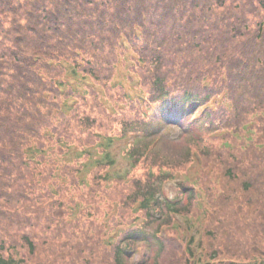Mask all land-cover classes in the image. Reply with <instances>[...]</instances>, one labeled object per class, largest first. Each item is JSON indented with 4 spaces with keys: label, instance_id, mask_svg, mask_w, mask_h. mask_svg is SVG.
Masks as SVG:
<instances>
[{
    "label": "trees",
    "instance_id": "16d2710c",
    "mask_svg": "<svg viewBox=\"0 0 264 264\" xmlns=\"http://www.w3.org/2000/svg\"><path fill=\"white\" fill-rule=\"evenodd\" d=\"M119 50L135 58L134 69L143 68L152 98L162 100L168 119L175 110L192 112L225 92L232 97L228 108L203 118L228 131L218 136L223 135L213 156L230 160L229 167L210 160L224 166L221 181L199 191L200 181L211 178L215 183L206 174L207 161L202 176L182 182L189 204L178 206L160 196L161 180L174 171L153 172L137 181L132 201L142 198L136 203L147 219L166 226L172 210L188 218L193 207L202 209L196 219H209L205 232L210 242L204 264H238L218 259L226 252L264 264V0H0V212L17 214L16 232L33 258L37 247L31 216L37 206L28 204L27 196L48 188L46 180L33 181V176H52L51 170L34 165L48 156L46 142L53 138L51 127L61 113L56 97L63 73L108 79ZM85 65L90 67L81 71ZM202 149L206 155L214 151L210 144ZM146 151L141 145L128 153L134 162L147 157L154 165L170 164L163 154ZM192 159L190 150L179 165ZM102 160L114 162L108 152ZM145 232L135 227L113 240L110 263L128 264L124 258L135 252ZM4 234L0 219V264H29L18 256L24 255L20 251L4 253ZM155 237V264H164L165 258L193 264L189 259L195 260L198 241L191 238L185 255L174 234ZM91 255L87 249L86 258ZM63 261L77 263L75 258Z\"/></svg>",
    "mask_w": 264,
    "mask_h": 264
},
{
    "label": "rangeland",
    "instance_id": "374dc122",
    "mask_svg": "<svg viewBox=\"0 0 264 264\" xmlns=\"http://www.w3.org/2000/svg\"><path fill=\"white\" fill-rule=\"evenodd\" d=\"M131 62L132 65L135 63L134 60ZM119 65L122 67L119 70L114 67L108 79L88 77L85 81L79 77L72 79L70 72L63 73L59 85L64 84L66 91L58 92L56 97L58 107L63 112L57 113L54 118L51 127L54 135L46 142L48 156L43 163L34 165L37 170H51L52 176H33V181L46 180L48 188L33 194L30 192L31 195L27 196L31 201L27 200L28 204L37 206V214L31 216L36 254L33 258L30 256L27 242H23L20 233L16 232L17 214L14 211H1L4 238H8L4 252L6 255L14 250L20 251L24 255L18 256H24L29 264H69V261H63L68 258L77 259L76 264H111L112 240L135 227H144L147 237H141L136 243L135 252L124 259L128 264H155L159 249L155 234L159 222L147 219L148 214L142 205L137 206L136 202H141L142 198L132 201L137 181L153 176V172L156 174L154 176L164 171H174L177 176L200 175V168L193 159L179 165L186 161L189 151L195 147L200 149L205 161L213 167L212 172L224 171V166H219L222 164L229 167L230 160H216L213 156L218 152L217 146L221 144L223 135L215 138L218 131L208 120L194 121L191 114H177L176 120H173L174 125L162 123L159 130L155 129L158 122L149 123V119L155 116L154 108L146 109L150 101L140 99L144 102L141 104L136 92L152 98L149 82H129L133 67L125 62ZM86 67L90 65L80 70ZM136 68L144 74L143 68ZM126 69L129 71L128 77ZM68 88L75 91L69 97ZM76 94L82 99L76 98ZM231 99L230 93L220 99L224 108L231 105ZM220 128L228 132L224 126ZM205 144L211 145L214 150L212 154L206 155L203 152L202 146ZM141 145L151 147V152L163 154L164 160L170 164L154 165L147 157L134 162L128 151L133 146ZM107 152L114 158V165L102 160ZM213 184V179L209 178L204 188L202 184L198 185L199 191ZM162 195L176 199L178 190L171 183H165ZM180 204L187 206L189 199L183 196ZM202 212V209L193 207L188 218L183 214L174 216L170 226L165 227L182 241L185 255L188 251L186 245L193 243L190 242L191 238L199 242V250H193L197 259H189L193 264L206 262L210 256L209 235L205 232V224L209 219H196ZM195 228L197 233L193 234ZM89 240L90 247L86 245ZM201 248L206 250L203 258H199L203 254ZM87 249L92 255L86 258ZM226 253L218 259L227 263L235 260L238 264L253 262L252 257L242 259L241 256L235 259L226 256ZM162 261L164 264H175L168 261V258Z\"/></svg>",
    "mask_w": 264,
    "mask_h": 264
}]
</instances>
